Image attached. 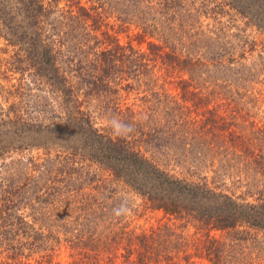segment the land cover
<instances>
[{"label": "trees", "instance_id": "trees-1", "mask_svg": "<svg viewBox=\"0 0 264 264\" xmlns=\"http://www.w3.org/2000/svg\"><path fill=\"white\" fill-rule=\"evenodd\" d=\"M222 18L264 36V0H0V264H264V45Z\"/></svg>", "mask_w": 264, "mask_h": 264}, {"label": "rangeland", "instance_id": "rangeland-1", "mask_svg": "<svg viewBox=\"0 0 264 264\" xmlns=\"http://www.w3.org/2000/svg\"><path fill=\"white\" fill-rule=\"evenodd\" d=\"M221 21H222V23H224V26L226 27V29H228V31L230 33H237V29L244 32L245 26H244L243 22H241L240 20L234 19V20H230V22H229L228 18H222ZM204 23H206V22H204ZM244 33L251 40H253L254 42L257 43L258 49H260L261 46L264 45V36H262V35L259 36V34L255 30L248 28V29H245ZM118 38L122 44H125L129 41L128 35H126V34H120ZM132 44L134 46H138V44L135 40L132 41ZM140 47L143 50L146 48L145 44H142ZM3 48H4L3 42L0 41V62H1L0 63V87L2 85L8 86V85L15 83V80H12L9 83H7V81L5 79H3L4 67H3L2 62L4 59H6L8 57L7 55L2 53ZM166 88L169 89L171 92L175 91V85H173V84H166ZM262 88L264 91V84H263ZM0 95H5V94L0 92ZM0 102H1V98H0ZM126 102L128 103V98H127ZM261 110H264V97L262 99V105H261L260 111ZM258 112H259V109L255 110L254 114H257ZM257 115L260 116V113H258ZM262 121H264V120H262ZM38 154L39 153H37V152L32 153V155H34V156L38 155ZM232 178H233L232 176L224 177L225 183L230 187V189L232 191H234V193H237V195L240 193H243L244 189H239V188L237 189V185L233 186V183H235V180H233ZM123 192H124V190L121 192V195H124ZM124 196L126 198H129L131 201L133 200L132 204L123 203V208L121 210V214L123 216L124 215L127 216L128 221L131 222V226H130L131 228L147 229L150 226L157 225V223L162 218L161 213H154V212H151L150 210H146V206H144L139 199H134L131 195L125 194ZM248 201H251V199H248ZM123 209H124V212H123ZM20 213L21 212H19L18 214H20ZM25 219L29 220V217H25ZM58 260L61 261V263H63V264L67 263L69 260L67 253L61 252Z\"/></svg>", "mask_w": 264, "mask_h": 264}]
</instances>
